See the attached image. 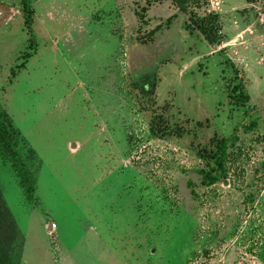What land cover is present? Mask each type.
<instances>
[{
    "label": "rangeland",
    "instance_id": "rangeland-1",
    "mask_svg": "<svg viewBox=\"0 0 264 264\" xmlns=\"http://www.w3.org/2000/svg\"><path fill=\"white\" fill-rule=\"evenodd\" d=\"M20 1L0 0L19 264H264V0H31L30 30ZM191 15H215L219 42ZM225 138L227 177L203 186Z\"/></svg>",
    "mask_w": 264,
    "mask_h": 264
},
{
    "label": "trees",
    "instance_id": "trees-1",
    "mask_svg": "<svg viewBox=\"0 0 264 264\" xmlns=\"http://www.w3.org/2000/svg\"><path fill=\"white\" fill-rule=\"evenodd\" d=\"M30 1L31 0H21L19 4L23 15V24L27 30H30L33 16ZM151 1L158 2L159 0H145L146 5L148 6ZM172 2H174L179 9L183 10L187 7L188 3L198 6V0H172ZM146 10V7H142L139 11L135 12V16L140 22H144ZM170 20L169 18L166 22L169 23ZM187 28L190 31H198L208 44L218 43L221 38L219 33L220 28L215 15H211L205 19H197L195 15H191ZM159 29L160 26H157L154 31L143 36L141 38V43L145 44L150 42L154 33ZM233 91H236V89L234 88ZM232 99H235V103H243L248 100V97L239 92V94L233 96ZM231 145V138L221 139L216 142L214 152L205 156L207 169L198 171L203 186H212L225 181L227 177V156ZM17 176L19 179H22L21 174H17ZM20 186L23 189L24 196H28L22 181H20ZM19 235V231L3 201L0 191V264H19V257L21 254V246L17 243Z\"/></svg>",
    "mask_w": 264,
    "mask_h": 264
}]
</instances>
